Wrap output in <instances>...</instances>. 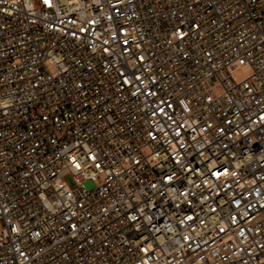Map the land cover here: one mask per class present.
Masks as SVG:
<instances>
[{"label":"built area","instance_id":"obj_1","mask_svg":"<svg viewBox=\"0 0 264 264\" xmlns=\"http://www.w3.org/2000/svg\"><path fill=\"white\" fill-rule=\"evenodd\" d=\"M0 224V264H264V0H0Z\"/></svg>","mask_w":264,"mask_h":264},{"label":"rangeland","instance_id":"obj_2","mask_svg":"<svg viewBox=\"0 0 264 264\" xmlns=\"http://www.w3.org/2000/svg\"><path fill=\"white\" fill-rule=\"evenodd\" d=\"M250 73V70L248 69V68H241V69H238V70H236L235 71V75L238 77V79H243L246 75H248ZM215 91L217 92V93H220V92H222V87H221V85L220 84H217L216 86H215ZM0 226H1V224H0Z\"/></svg>","mask_w":264,"mask_h":264},{"label":"snow or ice","instance_id":"obj_3","mask_svg":"<svg viewBox=\"0 0 264 264\" xmlns=\"http://www.w3.org/2000/svg\"><path fill=\"white\" fill-rule=\"evenodd\" d=\"M45 4H50V0H44ZM77 167H79V165H77Z\"/></svg>","mask_w":264,"mask_h":264}]
</instances>
